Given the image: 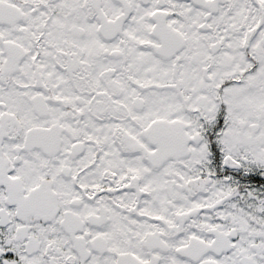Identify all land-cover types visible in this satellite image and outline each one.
Listing matches in <instances>:
<instances>
[{"label":"snow or ice","instance_id":"obj_1","mask_svg":"<svg viewBox=\"0 0 264 264\" xmlns=\"http://www.w3.org/2000/svg\"><path fill=\"white\" fill-rule=\"evenodd\" d=\"M0 264H264V0H0Z\"/></svg>","mask_w":264,"mask_h":264}]
</instances>
